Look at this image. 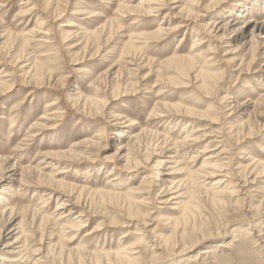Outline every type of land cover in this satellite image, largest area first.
<instances>
[{"label": "rangeland", "instance_id": "1", "mask_svg": "<svg viewBox=\"0 0 264 264\" xmlns=\"http://www.w3.org/2000/svg\"><path fill=\"white\" fill-rule=\"evenodd\" d=\"M262 20L264 0H0V262L264 264ZM197 40L203 78L175 59Z\"/></svg>", "mask_w": 264, "mask_h": 264}, {"label": "bare ground", "instance_id": "2", "mask_svg": "<svg viewBox=\"0 0 264 264\" xmlns=\"http://www.w3.org/2000/svg\"><path fill=\"white\" fill-rule=\"evenodd\" d=\"M151 12V10H146V13L148 14V13H150ZM235 21L233 20V22H231V21H229V22H227V23H225V24H223L222 26H221V28L220 29H222L221 31H223V33L221 34V38L223 39L225 36H226V33H227V31L230 29V28H232V26H233V23H234ZM237 23V22H236ZM68 27H72V25H70V26H68ZM243 28H245V25H244V27ZM101 29V28H100ZM241 27H239V28H237V30H236V32L238 31H241ZM217 31V26L216 25H214L213 24V26H211V31ZM252 30V37L253 38H256L257 39V41H258V46H260L261 48H263L264 47V20H262V21H257V23H255L254 24V27L251 29ZM171 31H173V29H170V30H167V29H159L157 32L158 33H164L165 32V34H168L169 32H171ZM34 33V32H33ZM84 33V32H83ZM87 33V32H86ZM157 33V36L159 35ZM87 36H89V37H93V35H91V34H87ZM95 36V35H94ZM86 37V36H85ZM16 38V37H15ZM12 40V39H11ZM11 40H9V41H11ZM183 40V39H182ZM181 40V41H182ZM198 41L199 40H197V41H195L196 43H194L193 44V46H192V51L189 53V54H187V55H184L183 57H176L175 59H176V62H177V64H178V66H177V69L179 70V71H182V73H186V71H197L199 74H198V76H199V78H203L206 74H207V68H208V66H207V61H206V58H207V55L208 54H211L212 52L211 51H208V52H206V53H204V54H198V49H199V47H200V44L198 43ZM26 45V44H25ZM85 50L88 48V45H86L85 47ZM20 59V58H19ZM254 57H253V59H252V61L250 62V63H252L253 61H254ZM174 61V60H173ZM180 63V64H179ZM254 63V62H253ZM36 64V63H35ZM40 64H36V68H34V69H30V71L31 70H33V72H34V75H32L31 73V75L33 76V77H36L37 75H38V66H39ZM177 70V71H178ZM184 71V72H183ZM27 74H28V72H27ZM29 75V74H28ZM204 82V85H206V83H205V81H203ZM57 86V85H56ZM55 86V87H56ZM59 89V88H58ZM206 94H208V91L206 92ZM72 102H73V106H75L76 107V104H78V105H80L81 106V109L83 108V109H87V108H94L93 106L95 105V107H96V102H95V99H91V98H89L88 96H82V93H81V91H78V93L77 94H75L74 95V98L72 99ZM95 109V108H94ZM45 116H44V120L45 121H54L56 118H59V117H61L62 115L61 114H63L64 112L62 111V109L60 108V106L57 104V101L56 100H49V101H47L46 102V105H45ZM156 111V110H155ZM36 126V125H35ZM54 127V126H53ZM131 137H129V142L132 140V138L130 139ZM121 149H122V146H120L119 148H118V151H121ZM125 149V148H124ZM52 154V153H51ZM119 156L121 157V158H123V159H126L127 161H129V155H126V154H123V152H119ZM129 154V153H128ZM65 154L63 153V154H59L58 155V157L60 158V157H63ZM55 158H57V157H55ZM165 163H168V162H165V160H162V161H158V164L157 165H155V167L156 168H162L163 166H165ZM176 163H179V162H176ZM138 163L136 162L135 163V165H137ZM204 169V168H203ZM172 170L173 171H180V170H182V169H174V168H172ZM197 172V171H196ZM195 173V172H194ZM193 172H189V176H191V178L192 177H194V175H196V173L194 174ZM110 174H112V171H110ZM161 174V173H160ZM159 174V175H160ZM194 174V175H193ZM198 174H199V172H198ZM110 176V175H109ZM212 177V174H210L209 175V178H211ZM196 178V177H195ZM208 178V179H209ZM158 181V180H157ZM195 182V181H194ZM194 182H193V185L195 186V184H194ZM171 183V182H170ZM195 183H198V182H195ZM40 184V183H39ZM151 184V183H150ZM219 184H221V183H219V182H217V183H215V185H219ZM172 186H170V187H168V184H167V186L165 187V185H164V187H162L161 186V191L162 192H164V193H169L171 190H175L173 193H169V194H173V197H172V199L173 200H177L178 201V203H177V205L176 206H178L179 208L180 207H182V210H183V212H187V207H188V203H189V201H187L186 203H184L183 201H181L182 199H183V197L186 199V195H188L189 193L187 192V194L186 193H182V194H179V188L181 187V186H173L174 185V183H172L171 184ZM160 187V186H159ZM171 187H174V188H171ZM54 188V187H53ZM211 190H213V189H211ZM217 190L218 189H216V190H214V191H216L217 192ZM219 191V190H218ZM211 193V192H210ZM106 194V193H105ZM166 194V195H167ZM179 194V195H178ZM213 194V193H212ZM217 194H218V192H217ZM128 195V194H127ZM219 196V195H218ZM169 200H167V202H168ZM128 202V201H127ZM64 205V204H63ZM134 207V206H133ZM178 207H177V209H178ZM175 208V207H174ZM58 210H62L63 209V207H58L57 208ZM196 209V208H195ZM6 212H8V214H9V219L11 220V218L13 217V215H14V209H9L8 211L7 210H4V211H0V216H2L3 217V215L6 213ZM192 212H193V210H192ZM189 213H191V211H189ZM253 213V212H252ZM259 214L260 213H254V215H252V216H250V217H244V218H242L241 219V221H235V222H232L231 224H234V226H235V223L236 224H242V223H247V224H252V225H250V228H251V230H249V229H247L246 231H248L249 233H253V231H255V232H258L257 231V229H256V226H255V222L257 221V218L259 217ZM23 215V214H22ZM36 215V214H35ZM183 215V214H182ZM185 215V214H184ZM183 215V216H184ZM40 216V215H39ZM231 224H229V225H231ZM73 225V224H72ZM234 226H233V228H234ZM237 226V225H236ZM21 226L19 225L18 226V228L17 229H14V230H11L10 231V235H12V234H14L16 231H18L17 232V234L16 235H18V234H20L21 233V228H20ZM73 227H76V225H74ZM227 228V227H226ZM225 228V229H226ZM263 229V228H262ZM226 230H228V228L226 229ZM225 230V231H226ZM229 230H230V228H229ZM127 233V232H126ZM2 234V233H1ZM1 234H0V238H2V236H1ZM133 235V234H132ZM21 237L22 236H18L16 239H15V241L13 242V244L11 243V244H9L8 246H7V248H9V247H11V248H13V247H15L16 245H18V244H21ZM126 237H128L127 235H126ZM210 238V237H209ZM237 238V237H236ZM235 238V239H236ZM206 240H208V239H206ZM139 242V241H138ZM135 243V242H134ZM166 243V242H165ZM231 242H222V243H220V244H218V247L217 248H223V249H227L231 244H233V243H231ZM196 245H198V244H196ZM195 246V245H194ZM164 247H165V245H164ZM192 247H193V245H192ZM20 248V247H19ZM217 248H214V246L213 247H207V248H204V249H202L200 252H199V255L198 256H195V257H190V258H188L187 260H188V262L189 263H193V262H195L198 258H199V256L200 257H205V256H209V255H211L215 250H218ZM124 249V248H123ZM127 249V248H126ZM19 250V249H18ZM132 250V249H131ZM185 251L186 250H180L179 252H175L174 254H173V257L174 256H181V255H183L184 253H185ZM124 252V251H123ZM130 252V251H129ZM9 253V255H14L13 254V250H11V252H8ZM123 255V254H122ZM133 259V258H132ZM135 261V260H134ZM17 262H19V260H17L16 259V257H13V256H9V257H6L3 261H1L0 263L1 264H6V263H17ZM160 262H162V261H160ZM167 262V261H166ZM182 262H184V260H182V261H178L177 262V264H181ZM157 264H159V262L157 263ZM175 264H176V262H175Z\"/></svg>", "mask_w": 264, "mask_h": 264}]
</instances>
